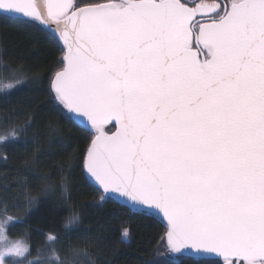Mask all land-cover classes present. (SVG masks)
Segmentation results:
<instances>
[{"label": "snow or ice", "instance_id": "6c2138e0", "mask_svg": "<svg viewBox=\"0 0 264 264\" xmlns=\"http://www.w3.org/2000/svg\"><path fill=\"white\" fill-rule=\"evenodd\" d=\"M194 2L0 0V15L62 42L49 80L54 107L94 131L83 174L101 201L162 214L152 264L165 254L264 264V0ZM5 80L8 92L24 76L12 69ZM30 121L5 124L0 144L26 135ZM60 185L66 193L64 178ZM0 203V264H96L87 247L61 256L53 233L33 257L26 241L8 240L22 217Z\"/></svg>", "mask_w": 264, "mask_h": 264}, {"label": "trees", "instance_id": "16d2710c", "mask_svg": "<svg viewBox=\"0 0 264 264\" xmlns=\"http://www.w3.org/2000/svg\"><path fill=\"white\" fill-rule=\"evenodd\" d=\"M90 2L106 0H76L78 5ZM61 57L60 43L48 32L0 15V83L8 82L5 77L12 69L24 76L23 83L13 90L0 91V129L7 123H23L31 116L26 135L0 144V198L7 200L8 216L22 217L21 222L8 226L7 235L24 239L33 257L37 247L44 245L46 234L53 233L59 238L56 247L61 256L72 245L87 247L96 264H152L154 247L165 224L112 198L101 201V191L85 178L84 157L94 132L90 134L85 126L64 118L69 116L67 110L62 117L49 92L50 76L60 70L56 62ZM61 178L66 181V193ZM45 182L52 186L50 190H45ZM25 194L35 196L36 203L28 206ZM74 213L78 221L68 224ZM125 229L129 232L127 240L122 239ZM159 259L161 264L201 261L169 254Z\"/></svg>", "mask_w": 264, "mask_h": 264}, {"label": "water", "instance_id": "95a60500", "mask_svg": "<svg viewBox=\"0 0 264 264\" xmlns=\"http://www.w3.org/2000/svg\"><path fill=\"white\" fill-rule=\"evenodd\" d=\"M38 2L39 3H41V4H43V0H38ZM60 43H62V42H60ZM84 120H86V118H84ZM79 124H81L82 126H85L84 124H83V120L82 121H80V122H78ZM110 123H112V124H114V122H110ZM88 127H90V125H87ZM114 129L112 130V131H115V127H113ZM106 129H107V126H106ZM94 132V131H93ZM109 134H111V133H109ZM90 181V180H89ZM93 185H94V187L95 188H97L96 187V185L92 182V181H90ZM100 191L102 192V189H100ZM112 199L114 200V201H116L117 202V200H116V198L115 197H112ZM117 203H119L120 205L122 204V203H120V202H117ZM127 207V206H126ZM128 208V207H127ZM161 216H162V214H161ZM161 216H157L158 218H160L161 219ZM164 222V224H166V221H163ZM185 257H192L190 254L189 255H185ZM193 258H195V259H203V258H196V257H193ZM207 259H216L217 260V257L215 256V255H213V256H211V257H208ZM219 260L220 261H223V258L222 257H220L219 258Z\"/></svg>", "mask_w": 264, "mask_h": 264}, {"label": "flooded vegetation", "instance_id": "af4514ba", "mask_svg": "<svg viewBox=\"0 0 264 264\" xmlns=\"http://www.w3.org/2000/svg\"><path fill=\"white\" fill-rule=\"evenodd\" d=\"M201 2H203V3H210L211 4V3H219V2H221V0H195V2L194 3H190L189 6L190 7H194L195 4L201 3Z\"/></svg>", "mask_w": 264, "mask_h": 264}, {"label": "rangeland", "instance_id": "374dc122", "mask_svg": "<svg viewBox=\"0 0 264 264\" xmlns=\"http://www.w3.org/2000/svg\"><path fill=\"white\" fill-rule=\"evenodd\" d=\"M106 130H107V129H106ZM0 219H1V218H0ZM7 228H8V227H7ZM7 228H6V230H5V235L8 237V240H9V241H13V242L17 241V240L11 239V238L7 235ZM22 241H24V239H23ZM4 244H5V241L2 240V239H0V250L3 249ZM7 258H9V257H8V256H5V257H4V260L7 259Z\"/></svg>", "mask_w": 264, "mask_h": 264}]
</instances>
